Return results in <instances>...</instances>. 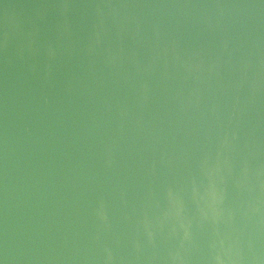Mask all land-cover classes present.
<instances>
[{"label": "water", "instance_id": "95a60500", "mask_svg": "<svg viewBox=\"0 0 264 264\" xmlns=\"http://www.w3.org/2000/svg\"><path fill=\"white\" fill-rule=\"evenodd\" d=\"M0 264H264V0H0Z\"/></svg>", "mask_w": 264, "mask_h": 264}]
</instances>
